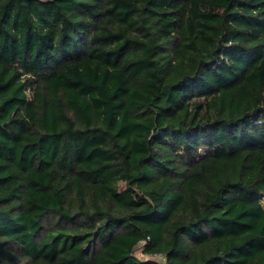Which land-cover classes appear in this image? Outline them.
<instances>
[{"label":"trees","instance_id":"1","mask_svg":"<svg viewBox=\"0 0 264 264\" xmlns=\"http://www.w3.org/2000/svg\"><path fill=\"white\" fill-rule=\"evenodd\" d=\"M0 264H264V0H0Z\"/></svg>","mask_w":264,"mask_h":264}]
</instances>
